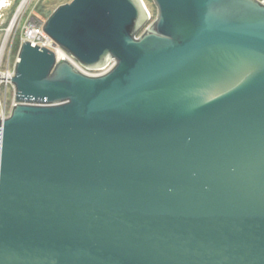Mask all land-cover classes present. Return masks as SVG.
Wrapping results in <instances>:
<instances>
[{"label":"water","instance_id":"95a60500","mask_svg":"<svg viewBox=\"0 0 264 264\" xmlns=\"http://www.w3.org/2000/svg\"><path fill=\"white\" fill-rule=\"evenodd\" d=\"M262 0H73L0 120V264H264ZM3 0H0V7Z\"/></svg>","mask_w":264,"mask_h":264},{"label":"rangeland","instance_id":"374dc122","mask_svg":"<svg viewBox=\"0 0 264 264\" xmlns=\"http://www.w3.org/2000/svg\"><path fill=\"white\" fill-rule=\"evenodd\" d=\"M24 1L25 0H9V5L7 4L8 6L1 10L0 51L2 52L5 63H7L9 59L11 60V66L14 65L17 58L16 56L19 54L21 38L24 37L25 27L28 24L44 27L53 13L61 6L71 3L73 0H27L24 7L19 11ZM143 2L151 15V19L147 20L143 26V32H146L157 20L159 12L154 0H143ZM11 26L12 32L10 31L8 34L7 31ZM6 36L7 38L9 37V43L6 48H3ZM12 49H14L13 54ZM57 53L58 59L61 60V54L59 52ZM10 96L11 95H9V99Z\"/></svg>","mask_w":264,"mask_h":264},{"label":"built area","instance_id":"2783aa9c","mask_svg":"<svg viewBox=\"0 0 264 264\" xmlns=\"http://www.w3.org/2000/svg\"><path fill=\"white\" fill-rule=\"evenodd\" d=\"M260 2L264 5V0ZM145 8L147 10L146 6ZM147 14H148L149 19H151V15L148 10H147ZM11 32H12V26H11ZM6 39H7V36L5 38L3 48H6L8 46L9 37L7 40ZM27 42L31 43L33 46H39L41 48H48L54 51L56 53L58 61L67 60L78 71H80L82 74L89 76V77H100V76L106 75L110 73L117 65V62L115 60H111L104 67L99 68V69H88V68L81 66L68 53H66L59 46L55 45V42L45 33L44 27L42 26L28 24L25 27V34H24V37L21 38L20 49ZM58 50H62L65 53V56L61 60L58 59V53H57ZM16 57L17 58L14 62V65L11 66V63H10L11 60L9 59V61L5 63L2 57V52L0 51V120L1 121H5L8 118H10L14 107L17 105V101H16L17 90H16L15 85L12 82L13 78L16 75V65H17L19 54ZM9 95H11L10 99H9Z\"/></svg>","mask_w":264,"mask_h":264},{"label":"bare ground","instance_id":"6f19581e","mask_svg":"<svg viewBox=\"0 0 264 264\" xmlns=\"http://www.w3.org/2000/svg\"><path fill=\"white\" fill-rule=\"evenodd\" d=\"M26 2H27V0H25L23 3H22V5H21V7H20V9H19V11H21V9L24 7V5L26 4ZM9 5V0H3V2H2V5H1V7H0V15H1V10H2V8H4V7H7L8 5ZM10 31H11V28H9V30L7 31L8 32V34L10 33ZM8 39V38H7ZM58 52L61 54V59L65 56V53L62 51V50H58Z\"/></svg>","mask_w":264,"mask_h":264},{"label":"trees","instance_id":"16d2710c","mask_svg":"<svg viewBox=\"0 0 264 264\" xmlns=\"http://www.w3.org/2000/svg\"><path fill=\"white\" fill-rule=\"evenodd\" d=\"M15 43V42H14ZM13 51H12V54H13V52H14V49H12Z\"/></svg>","mask_w":264,"mask_h":264}]
</instances>
